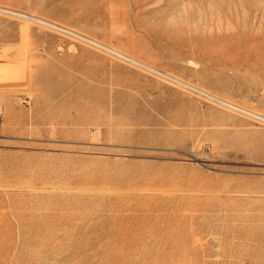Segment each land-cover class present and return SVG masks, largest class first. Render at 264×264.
<instances>
[{
	"label": "rangeland",
	"instance_id": "1",
	"mask_svg": "<svg viewBox=\"0 0 264 264\" xmlns=\"http://www.w3.org/2000/svg\"><path fill=\"white\" fill-rule=\"evenodd\" d=\"M264 0H0V264H264Z\"/></svg>",
	"mask_w": 264,
	"mask_h": 264
},
{
	"label": "bare ground",
	"instance_id": "2",
	"mask_svg": "<svg viewBox=\"0 0 264 264\" xmlns=\"http://www.w3.org/2000/svg\"><path fill=\"white\" fill-rule=\"evenodd\" d=\"M200 98L209 104H212V105H215L218 107H222L223 109L225 108V110H228L234 114H238L240 116H243L244 118L256 121L257 123L264 124V117H262L261 115L252 113L250 110L244 109L241 106L239 107V105L238 106L228 105V104L223 103L222 101H219V100H216L214 98L205 96V94L200 96ZM0 116H1V113H0Z\"/></svg>",
	"mask_w": 264,
	"mask_h": 264
}]
</instances>
